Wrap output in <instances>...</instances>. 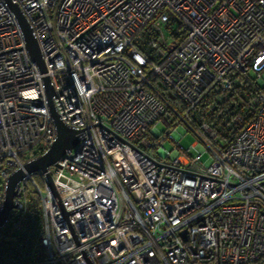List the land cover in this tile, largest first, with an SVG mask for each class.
I'll return each mask as SVG.
<instances>
[{
    "label": "built area",
    "instance_id": "1",
    "mask_svg": "<svg viewBox=\"0 0 264 264\" xmlns=\"http://www.w3.org/2000/svg\"><path fill=\"white\" fill-rule=\"evenodd\" d=\"M16 171L0 264H264V0H0V211Z\"/></svg>",
    "mask_w": 264,
    "mask_h": 264
},
{
    "label": "water",
    "instance_id": "2",
    "mask_svg": "<svg viewBox=\"0 0 264 264\" xmlns=\"http://www.w3.org/2000/svg\"><path fill=\"white\" fill-rule=\"evenodd\" d=\"M12 11L15 14L17 22L19 24L20 30L23 34L25 47L29 57L36 62L41 71L44 70L43 62L38 51L37 43L31 34V30L23 17L21 11L16 4H10ZM45 93L48 100L49 111L53 119V124L55 127L56 137L50 148L41 156H38L29 162H27L24 167L28 172L34 170H41L45 173L47 178V185L55 197H57L55 187L51 181L49 174L47 172V167L55 163V161L61 156V154L66 150L74 146L78 140L77 131L65 126L60 119L51 103L52 89L49 85L48 79H44ZM23 173L22 171L14 172L8 179L7 188L5 191V197L3 202L2 210L0 211V225L4 223L7 218L9 211L14 207L12 203V198L14 194V187L16 183L20 180Z\"/></svg>",
    "mask_w": 264,
    "mask_h": 264
},
{
    "label": "rangeland",
    "instance_id": "3",
    "mask_svg": "<svg viewBox=\"0 0 264 264\" xmlns=\"http://www.w3.org/2000/svg\"><path fill=\"white\" fill-rule=\"evenodd\" d=\"M165 34H168L167 30H165ZM157 128L161 132L165 131V127L162 123H158ZM172 135L182 148H187L194 142V137L189 132H186L185 128L182 125L176 127L172 131ZM164 145L166 148H169L167 143H164ZM208 160H209L208 153L205 152L200 155V161L206 162Z\"/></svg>",
    "mask_w": 264,
    "mask_h": 264
}]
</instances>
